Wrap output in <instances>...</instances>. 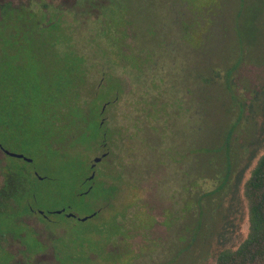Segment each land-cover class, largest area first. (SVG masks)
Masks as SVG:
<instances>
[{"label": "rangeland", "instance_id": "1", "mask_svg": "<svg viewBox=\"0 0 264 264\" xmlns=\"http://www.w3.org/2000/svg\"><path fill=\"white\" fill-rule=\"evenodd\" d=\"M117 7L118 32L96 16L63 15L62 49L72 37L85 59L83 95L103 124L58 164L40 142L33 116L40 110L21 98L31 119L11 121L0 141L32 161L0 151V188L9 166L34 173L26 221L40 230V249L52 250L43 264H215L250 232L245 185L264 153V0H122ZM105 152L91 184L116 191L97 200L108 194L90 192L87 177ZM229 158L241 165L228 171ZM69 207L74 216L58 212ZM16 221L0 223V242L9 226L23 227ZM35 239L29 227L28 250Z\"/></svg>", "mask_w": 264, "mask_h": 264}, {"label": "trees", "instance_id": "2", "mask_svg": "<svg viewBox=\"0 0 264 264\" xmlns=\"http://www.w3.org/2000/svg\"><path fill=\"white\" fill-rule=\"evenodd\" d=\"M32 6L34 3L30 2L26 7L8 4L0 17V131L7 133L11 129V121L20 119V122L28 123L31 119L30 111L21 107L19 102L21 98L24 99L27 107L33 104L35 109L40 110L33 116L39 122L38 132L43 150L54 157L58 164H62L68 156L67 148L72 146L74 151L79 145H86L87 142H82V139L88 135L94 136L101 123L98 127L91 113L94 107L83 95L87 86L83 55L73 50L74 42L69 36L66 37V48L62 49V37L68 34L63 28L65 20H61L60 15L56 21L53 16L48 17L50 11L33 9ZM85 7V3L75 5L73 16H96L97 19L106 11L103 5L92 13L85 10ZM46 17L49 19L46 20ZM45 20L48 23L54 21L57 25L42 26ZM230 72L227 71V79L231 82ZM242 105L244 107L246 103ZM83 124L87 129L80 132L78 129ZM261 128L259 135H263V126ZM228 133L227 143L231 140L233 129ZM75 139L74 144L70 145V141ZM92 139L95 141L96 137ZM0 145L3 146L1 141ZM227 145L226 154L230 155ZM220 149L215 147L214 150ZM241 162L242 158L240 161L236 159V162L229 158L226 165L228 171L241 165ZM32 173L20 165L7 168L4 184L0 188V223L6 221L7 216L16 218L20 208L27 214L33 213L30 209L31 191L38 187L31 183L34 176ZM241 174L237 175V179ZM82 175L80 173L76 180ZM45 179L48 178H41ZM224 179L227 182L229 178ZM95 186L96 191L102 190L108 194L105 199H111L116 191L112 185L95 181L90 192ZM245 194L250 210L249 235L237 249L221 251L215 264H264V153L246 182ZM99 198L103 197L98 196L96 199ZM66 212H72L71 207L62 210L63 214Z\"/></svg>", "mask_w": 264, "mask_h": 264}, {"label": "flooded vegetation", "instance_id": "3", "mask_svg": "<svg viewBox=\"0 0 264 264\" xmlns=\"http://www.w3.org/2000/svg\"><path fill=\"white\" fill-rule=\"evenodd\" d=\"M113 1L118 4L117 6H119L120 1L122 0H66V3H64V1H59V0H0V17L2 12H4V10L6 9L5 8L6 5L8 4L18 7L21 6L26 7L28 5V2L32 4L34 3V6H32L34 7L33 9H37V10L42 9L45 12L50 11L48 17L51 18L53 16V18H55L56 21L60 15H62L61 20H63L64 13L74 15L75 5H80L82 3H85L86 4L85 10L89 11L90 13L97 11L101 7V5H103L106 11L102 16H98V18L103 20L106 30L114 26V31L118 32L119 28L114 23V21H119V14H118L119 7L117 6L113 7L111 4V2ZM114 8H116V13H112ZM52 13H54V15H52ZM127 14L129 13L128 12L125 13V17L127 16ZM48 17H46V20L49 19ZM46 20L43 22L42 26L57 25L54 24V21L48 23ZM71 20L72 18L68 21ZM121 38H125V37H121ZM121 38L118 39V42L119 40H121ZM102 111H104V109ZM103 122L104 120L101 121V124H103ZM0 151L2 153L5 152V148L2 145H0ZM107 154L108 152L103 153L101 159L105 158ZM96 164L97 162H94L89 166L90 174L87 177V181L90 182V184L88 185L89 188L92 187L91 180L95 177L94 169ZM101 199H105V198H101ZM30 209L32 210L31 212L34 213L32 207H30ZM65 214L68 215L73 214L69 216L75 215L74 212H66ZM28 216H32V213L27 214L26 212H23L21 208L18 210V215L16 216L17 218L16 224L19 222H23V227L20 228L17 225H13V226H9L10 227L9 230L7 229L5 240L0 242V264H43V258L48 253L46 251L51 250V248L48 247V249L44 251L40 249V245L43 244V239L41 238V232L37 228L36 224L30 225L28 221H26V217ZM29 227L35 231V237H36L34 241L36 244L35 250H33V248L28 250V245L22 242L23 238H25L27 235V230H29ZM50 257H51L50 259L51 261H55L52 253L50 254Z\"/></svg>", "mask_w": 264, "mask_h": 264}, {"label": "water", "instance_id": "4", "mask_svg": "<svg viewBox=\"0 0 264 264\" xmlns=\"http://www.w3.org/2000/svg\"><path fill=\"white\" fill-rule=\"evenodd\" d=\"M5 152L6 154L10 155V156H14V157H18V158H24L26 161H29L31 162L32 159L31 158H28L26 157L24 154H21V153H15V152H12V151H9L7 149H5ZM95 162H98L101 160V157H96L95 159ZM40 177V176H39ZM58 212H62V210H59ZM69 215H73V214H69ZM86 218H83V220H85Z\"/></svg>", "mask_w": 264, "mask_h": 264}]
</instances>
